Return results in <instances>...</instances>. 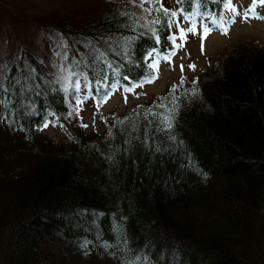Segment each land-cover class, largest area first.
Returning <instances> with one entry per match:
<instances>
[{
  "label": "trees",
  "instance_id": "16d2710c",
  "mask_svg": "<svg viewBox=\"0 0 264 264\" xmlns=\"http://www.w3.org/2000/svg\"><path fill=\"white\" fill-rule=\"evenodd\" d=\"M226 9L0 0V264H264V45L235 44L103 131L76 115L149 80L182 19Z\"/></svg>",
  "mask_w": 264,
  "mask_h": 264
},
{
  "label": "rangeland",
  "instance_id": "374dc122",
  "mask_svg": "<svg viewBox=\"0 0 264 264\" xmlns=\"http://www.w3.org/2000/svg\"><path fill=\"white\" fill-rule=\"evenodd\" d=\"M99 4H116L118 6L133 7L139 10L141 0H90ZM171 6L178 7L180 0H163ZM233 5L240 12L249 8L253 4V0H232ZM256 12L264 16V6L257 5ZM211 16H195L192 20L195 22L194 26L197 31L187 32L186 38L181 41L177 38V43H182L183 47L175 49V54L171 56V62L163 59L164 56H158L159 67L158 70L154 69V74L151 76L152 82L144 81L141 87H136L134 91L129 92L127 89H117L106 103L96 112L93 103L88 102L83 105H76V115L82 119L87 127V131L94 128L103 131L106 128L107 122L104 121L103 116L117 112L121 115L125 114L127 110L137 106L138 104L150 101L156 95L163 93L169 84L183 78L186 82L194 79L198 74H201L202 67L213 63L216 57L220 56L223 52L235 44L242 41H258L264 45V19L249 18L244 20L241 16H235V23L228 25V34L225 35L222 31L217 30L214 25L210 24L212 31L204 38L202 25L209 23ZM233 17V13L226 9L224 20ZM212 18V17H211ZM192 26L189 20H183L177 26V37L179 36V29ZM53 54L58 53L56 49H52ZM57 57V56H55ZM195 65V70L189 65ZM181 65L184 66L181 72ZM125 97L127 102H125ZM111 121V120H110ZM42 134L59 142L63 136V131L56 126H49L41 130Z\"/></svg>",
  "mask_w": 264,
  "mask_h": 264
},
{
  "label": "snow or ice",
  "instance_id": "6c2138e0",
  "mask_svg": "<svg viewBox=\"0 0 264 264\" xmlns=\"http://www.w3.org/2000/svg\"><path fill=\"white\" fill-rule=\"evenodd\" d=\"M144 2L146 3H150L151 0H144ZM226 8L233 13V17L229 18L228 20H224L223 17H218V18H211L209 17V23H204L202 25V31H203V37L206 38L210 32L212 31V27H210L211 25H214L215 28L217 30L222 31L223 34L227 35L228 34V25L231 23H235V16H241L244 20H248L249 18H257V19H264V16L259 15L256 12V6L262 5L264 6V0H253V4L251 6H249V8L245 9L243 12H240L236 9V7L233 5L232 0H223ZM160 11H163L164 14L166 16L169 17H175L177 15L176 12H169V10L167 9H163L161 7V9H159ZM187 19H189L190 22H192V26L188 27L187 29L181 28L179 29V36L177 37L176 35H172L169 37V39L172 41L173 44V51L170 52L168 55L164 56L163 59L168 60L169 62H171V56L175 54V49L181 48L183 47L182 43H176L177 38H179V40L183 41L186 38V33L187 32H193L195 33L197 31L196 27L194 26L195 22L192 20L191 16H188ZM166 23L169 24V26H171L172 21L169 20ZM157 42H159V38L157 37ZM150 67H152L153 69L158 70L159 67V60L157 59L156 61H154ZM181 72H183L184 70V66L181 65ZM190 68H192L193 70H195V65H189ZM146 82H152V79L147 80ZM195 83V81H194ZM183 84V80H181L180 85H175L171 88L170 90V96L172 99H175V93L177 91V88L180 87ZM142 84H137L135 85V87H141ZM135 88L134 87H130L127 89V91L132 92L134 91ZM198 93V89H193L192 90V95H196ZM105 95L107 96V93H105ZM162 100H169V97H163L161 98ZM102 102L106 103L107 100L102 98ZM125 102H127V98L125 97ZM159 107L161 108H168V104L166 103H161L159 105ZM176 111V109H169V115L165 117V123L167 125V127L171 128L172 127V114ZM49 126V122H45L43 125V128H47ZM83 127H88V125H82ZM43 128H41V130H43Z\"/></svg>",
  "mask_w": 264,
  "mask_h": 264
},
{
  "label": "bare ground",
  "instance_id": "6f19581e",
  "mask_svg": "<svg viewBox=\"0 0 264 264\" xmlns=\"http://www.w3.org/2000/svg\"><path fill=\"white\" fill-rule=\"evenodd\" d=\"M81 239V238H80Z\"/></svg>",
  "mask_w": 264,
  "mask_h": 264
}]
</instances>
